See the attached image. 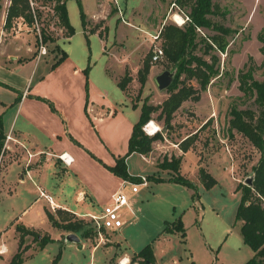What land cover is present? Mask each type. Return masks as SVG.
<instances>
[{
    "label": "rangeland",
    "instance_id": "374dc122",
    "mask_svg": "<svg viewBox=\"0 0 264 264\" xmlns=\"http://www.w3.org/2000/svg\"><path fill=\"white\" fill-rule=\"evenodd\" d=\"M213 1L219 5L222 12L226 13V16L211 19L234 30L228 38L227 52L225 54L216 53L221 59L220 74L212 80L207 91L200 93L199 101L188 100L182 104L174 115L172 130L169 134L165 131L164 122L157 119L159 112L152 115L151 121L161 127L164 140L156 141L153 144V150L147 155H142L144 159L152 164L155 163L156 166L165 158L180 157L183 152L179 144L199 131L192 150L182 160L181 175L191 182L204 185L199 173L200 169H203L218 181L214 188L200 191L201 201L205 208L203 218L198 220L201 209L198 213L188 206L191 203L189 189L176 187L177 185L171 187L160 185L157 189H152L154 194H148L152 191L148 193L144 191L145 218L140 219L138 215L135 219V216L124 208L121 214L126 225L116 233H113L102 221V227L99 229L90 219H81L74 214L60 213V211L53 212L57 221L48 218L49 230H62L57 222L73 216L85 223V229L77 233L80 237L83 238L85 230H91L90 237L83 239H90L89 242L94 244L102 241L104 247L114 246L118 255H121L122 250H118L116 243L110 242L111 240L119 243L123 241V247L127 248L126 253L132 255L133 252H139L158 237L163 231L160 228L163 227L162 221H174L175 217L186 211L182 219L187 232L186 242L184 243L178 235L170 236V244L158 251L157 264H173L174 260L179 264H245L254 256V252L243 242L241 225L236 223L235 216L241 199V192L237 189L240 185H246L247 179L253 178V168L257 165L260 154L247 138L237 131L230 130V112L233 107L239 110L250 109L257 115L260 112L255 97L245 95L240 90L238 76L245 67L254 65L255 79L264 80V55L261 52L264 47L261 42V38H264V0ZM82 2L84 12L87 14L86 31L88 33L85 35L83 31L77 0H67L70 20L76 31L70 42H67L64 38V29L58 25V19L53 17V5L46 6L42 2H37L36 8L43 13L42 21L38 22L39 31L36 25L30 27L25 21H14L13 27L7 29L5 26L11 0H1L0 46H5L10 55L19 57L20 62L8 61L13 74L7 76L2 73L0 75L1 78L11 83L13 81L20 83L21 87L26 85V79L30 77L28 91L31 99L29 100L47 105L53 114L57 111L61 113L59 105H63L66 101V112L76 116L75 105L79 94L81 95V102L84 101L83 115L91 128L89 127V132L83 129L80 131L90 150H84L86 155L80 157V160L74 151L67 150V148H62V151L71 153L88 173L90 181L97 184L107 181L106 173L116 178L117 176L109 168L116 165V159L126 157L129 153V139L135 124L130 121L126 122L120 109L131 112L130 106L136 105L141 110L146 98H149V104L160 105L170 97L167 91L158 89L156 78L165 71L175 72L174 67L165 55L158 61L154 60V55L157 49H161L164 54L163 40L160 37L164 27L176 25L183 28L189 22V18L186 15L188 10L180 9L175 5V0H84ZM95 12L98 13L94 14ZM175 16H180L184 23L178 24ZM43 28H46L47 34L57 41L44 44L40 37ZM198 33L201 36L215 34L200 29ZM95 34H98L104 42L102 43L99 36ZM38 40H40L39 43ZM57 44L67 51L76 63L59 65L52 69V64L61 55V52L56 50ZM42 46L46 49L45 54H41ZM196 54L204 55L199 50ZM108 57L114 60L120 59L118 66L113 63L110 65L111 74H116L120 82L128 73L132 82L124 91L127 99L113 85L104 87H107V91L118 105L123 103L128 104L129 107L111 108V115L104 117L98 124L96 108L92 111L93 105H104L106 110L110 106L101 102L103 93L94 87L89 80V74L92 72L95 79L103 80L106 77L105 67L108 65ZM204 58L210 61L209 56H204ZM27 60L29 62L22 63ZM145 64L149 65V71L146 75V84L142 88L138 74L144 69ZM89 66L91 71H87ZM75 68H79L78 73H75ZM180 80H184V76ZM65 85L68 86L64 87ZM188 85L199 89L196 81L188 82ZM0 86V101L14 102L17 97L13 91L2 84ZM105 101L108 102L107 97ZM8 116L4 115L6 120ZM207 122L208 124L203 128ZM6 152L9 154L3 152L0 157V182L11 156L16 157L22 164L25 163L23 155H16V150L10 145L6 148ZM128 159H130V167L133 171L149 168L138 156L130 155L126 162ZM173 176V173L164 171L150 179L167 180ZM146 179L148 181V178ZM113 186L116 189L119 183L105 185L100 190L101 214L109 211L112 200L104 193H107ZM180 190H184L183 193ZM3 193L2 191L0 198V228L5 227L10 221V214L8 215L6 211L10 202ZM171 205L177 207L176 216L172 214ZM198 206L201 207V205ZM13 226L16 229V224ZM32 232L33 235L24 236V243L21 246L24 258L38 252L40 249L38 239L51 238L49 231L43 229ZM58 237L56 230L53 238ZM163 237L166 238L164 235ZM17 238L19 250L20 234L18 232ZM103 249H100L95 256L91 255L92 250L89 247L84 250L74 249L70 253L68 251L65 253L62 249L64 256L62 254L59 264H109L105 263L107 253H105L106 249ZM60 250L57 242L51 243L44 252L35 254L36 257L27 264H52ZM132 258L133 256L130 257V264H141L138 260L133 262ZM110 264L119 263L112 259Z\"/></svg>",
    "mask_w": 264,
    "mask_h": 264
},
{
    "label": "crops",
    "instance_id": "0c3cea01",
    "mask_svg": "<svg viewBox=\"0 0 264 264\" xmlns=\"http://www.w3.org/2000/svg\"><path fill=\"white\" fill-rule=\"evenodd\" d=\"M67 9L70 18V11L68 6ZM96 13L98 12H95L94 14ZM83 31L84 34L87 35L88 32L86 33L84 28ZM95 35L99 36L98 34ZM99 38L101 39L100 36ZM70 39H66V41L70 42ZM101 41L102 43L104 42L102 39ZM65 52L67 53V51ZM8 61L20 62L19 57L10 55L9 52L6 51L5 46H0V74H7V76L13 74V71H11L7 63ZM27 62L29 61L27 60L22 63ZM68 63H76L75 59L72 58L69 54L67 59L61 65H67ZM112 63L115 66H118L120 64V59L114 60L108 57V65L105 67L106 77H104L103 80L95 79L92 76V72H90L89 74V80H91L94 87H97L103 93L101 102L106 103L110 106L106 110L104 105H93L92 111L96 108L95 114L98 117V124L104 117L111 115V108L116 106H126L127 108L129 107L128 104L125 105L123 103H119V106L115 99H113V97H111L110 93L107 91V87H104H110V85H113V87H116L122 94L125 95V92H123L118 87L119 78L116 74H111V72L109 71L110 65H112ZM78 69L79 68L74 69L75 73H78ZM29 82L30 77L26 79V85H24V87H21L20 83H16L14 81L13 83H11L6 79L1 78L0 75V84L12 90L14 95L17 97L16 100L11 103L0 101V116H2L3 119V127L5 133L7 135L11 133L12 137L16 140L15 142L10 141L8 145H10L12 149L16 150V155L22 154L25 159V163L22 164L16 157L14 158L13 156H11V158L8 159V163L5 167L3 175L1 176L0 198L1 192L3 191V195L6 196L10 202V206L6 210L7 214H10V221L5 225V227L0 228V264H10L18 250V238L16 229L13 226L14 224H16V226L18 224H21L32 231H40L42 229L44 231H49L52 239L51 243L57 242L60 245L61 250L64 249L63 252L65 253L67 251L68 253H70L74 249L84 250L89 247L92 250L91 255L95 256L100 249L104 248L103 250L106 249L105 253H107L105 256V263L110 264L112 259H115L119 264L122 260H128V262H130V257L134 254H137L138 252L135 251L132 255L127 254V248L125 246L123 247V241L119 243L111 240L110 242L116 243L118 250H122L121 255H118V252H116L117 249L114 246L104 247L102 246L104 245L102 241L95 242V244L90 243V239L85 240L80 237V235L74 233L79 238L80 243L77 244L75 242H69L67 241L66 237L72 233H67L59 229L49 230L47 226L49 221L47 212H50L52 214L53 212L56 213L57 211L68 212L76 215L81 219L86 220H92L91 218L94 216H101L102 208L100 207V190L105 187V185L109 186L111 184L113 185V183H119L120 187L117 186L115 189V187L113 186L112 189H110L107 193H104V195L112 200V195L114 193L119 190H123L127 194L129 199V206L125 208H127L126 210L128 213L135 216V219L138 218V215H140V219L145 218V201L143 198V196L145 195L144 191H147L148 193L152 191V189H157V187L160 185L167 187L177 185L176 187H182V189L183 187H185L189 189L191 191V203L188 206L196 210L198 213L200 212L199 209H201L198 220L200 218H203V212L205 208L201 201L200 191H202L203 189H208L203 184L198 185L196 182L192 181L195 184L199 195V200L194 201L193 195L195 191L189 187L169 182L156 183L152 181L150 177L155 175L157 176L159 175V173H164V171L159 169L158 166L155 165V163L152 164L151 162H148L142 155L138 153H134L131 156L140 157L144 164L148 165L149 168L133 171L130 167V159H128V172L131 176L138 178L139 180H141L142 177L148 178L146 185L140 183L138 186H136L132 183H129L128 181H125L119 177L115 178L111 174L107 173V181L97 184L92 183L89 179L88 173L84 170L80 163L78 164V160H76L68 151H62V148H67V150L74 151L75 153H77L80 160V157H84L86 155L83 151L86 149L90 150L89 146L86 145V141L82 135V131H80V129H83L89 132L91 128L87 122V119L83 115L84 101L81 102V95L79 94V98H77V102L75 105L76 116L69 115L66 112V101H64L63 105H59V107L61 106L59 108L61 110V113L57 111V113L53 114L47 105L35 100H29L31 99L29 98L31 95L28 91ZM67 86L68 85H65L64 87ZM125 96L127 99V95ZM18 97L21 98L19 102L17 101ZM106 97L108 99V102L105 101ZM55 104L56 106H58L57 103ZM130 107L132 109L131 112L130 110L126 111V109L120 110L122 111L126 122L130 121L132 124H136L141 115L140 107L136 109L133 106ZM5 114L6 116L9 115L7 120L4 117ZM56 114L59 116H57ZM64 153H67L74 159V162L70 166H66L59 158V156ZM5 154H9V152H5ZM186 154H182V160L184 159ZM134 188H136L137 190L134 191ZM180 191L181 193H183L184 190ZM41 193H44L45 196L50 198L52 205L49 200L45 198ZM148 194H154V191ZM147 202H149V200H147ZM19 205L22 206L19 208ZM198 205H201V207ZM171 210L173 212V216H176V214H178L177 207L175 205L171 207ZM185 213L186 211L181 213V215L179 214L180 216L175 217V220H177L179 217L183 219ZM174 221L164 220L162 221L163 227L161 226L160 228L163 230L166 222ZM130 224H132V222H130ZM125 225L126 222L124 221V225L121 228L112 230V232H118ZM56 230L58 231L59 237L53 238V233ZM165 237L166 238L163 237L161 232L158 237L155 238L152 243H150L153 245L156 264L158 251L162 247H167V245H169L171 242L170 236ZM183 242L185 243L186 240H183ZM49 244L43 250H38V252H36L35 254L44 252ZM35 254L30 257H26L23 264H27L29 261L34 259L36 257ZM62 254L64 256V253ZM61 259L59 263L61 262ZM173 264L179 263L174 260Z\"/></svg>",
    "mask_w": 264,
    "mask_h": 264
},
{
    "label": "trees",
    "instance_id": "16d2710c",
    "mask_svg": "<svg viewBox=\"0 0 264 264\" xmlns=\"http://www.w3.org/2000/svg\"><path fill=\"white\" fill-rule=\"evenodd\" d=\"M1 2V0H0ZM31 2L37 4L42 2L46 6L53 5V17L59 21V26L64 30V38L70 39L75 35V28L72 26L67 9V0H11L6 19V28L13 27L14 21L23 20L30 27L35 25L34 12L31 7ZM82 19L83 28L86 31V14L83 9L81 0H77ZM175 5L180 9H187L186 15L189 22L183 28L176 25H166L161 33L163 40V50L165 58L174 67L175 80L171 87L166 90L170 97L160 105L149 104L148 99L144 101L141 107V115L138 122L134 125L131 137L129 139V153L128 156L138 153L140 155H147L153 150V144L156 141H163V133H156L149 137L143 132V127L152 120V115L159 112L158 120L164 122L165 131L169 134L172 130V122L175 113L181 108L182 104L188 100L199 101L200 93L207 91L212 80L220 74V57L216 53L225 54L229 47L228 38L234 33V30L228 28L222 23L213 21L212 17L221 16L225 18L226 13L221 11L218 4L213 0H175ZM1 8V7H0ZM35 16L38 22L43 19V13L35 7ZM208 30L214 32V35L201 36L198 30ZM42 42L48 44L56 42L47 34L46 28L42 29ZM40 40H38V43ZM264 44V38H261ZM56 50L61 52V55L56 58L52 64V69L61 65L68 57V54L57 44ZM202 51L203 56L196 54L197 51ZM264 55V47L261 49ZM204 56H209L210 61L206 60ZM252 60V59H250ZM90 71V66L87 68ZM149 71V65L145 64L143 70L139 71L138 80L142 86L146 84V75ZM255 67H245L238 76L240 83V90L245 95L255 97V102L259 107V115L253 110H239L236 107L231 109L230 115V130L237 131L242 134L252 146L259 152L260 158L256 166H254V176L252 186L240 185L237 191L241 192V199L236 212V223L241 225V235L243 242L253 252L254 256L245 264H264V80L258 81L254 77ZM184 76V80H180ZM196 81L199 89H195L188 82ZM132 82V78L128 73L120 80L118 87L124 92L128 85ZM21 100L18 97L17 101ZM138 106L134 105L136 109ZM54 108V107H53ZM52 108V109H53ZM54 110V109H53ZM208 122L203 126V128ZM164 131V132H165ZM199 132V131H198ZM198 132L190 137H187L179 144L180 150L186 154L192 150L197 140ZM7 134L3 127V119L0 116V157L5 153L4 145ZM116 159V165L110 167L109 170L117 177L135 184H140L141 180L131 176L128 172L127 157ZM182 157L165 158L158 168L162 171L173 173L174 176L170 179L153 178L152 181L156 183H175L189 187L195 191L193 200L198 201L199 195L195 184L183 175H181ZM204 186L210 190L217 181L208 174L205 170L199 171ZM62 213V212H60ZM49 220L57 221L54 215L47 212ZM60 228L67 233H79L85 229L83 220H78L72 217H67L57 222ZM172 224V226H171ZM16 231L20 234L19 242L20 249L13 257L10 264H23L25 258L23 256L22 245L24 243V236L33 235V232L27 230L25 226L18 224ZM91 230H85L83 238H89ZM164 236L179 235L184 241L187 237V232L184 227L182 218L179 217L174 222H166L162 231ZM39 237V236H38ZM38 237L36 239H38ZM39 250H43L52 239L43 237L38 239ZM62 257V250L52 261V264H58ZM134 261H140L141 264H156L153 245L149 244L144 247L137 254L133 255Z\"/></svg>",
    "mask_w": 264,
    "mask_h": 264
},
{
    "label": "built area",
    "instance_id": "2783aa9c",
    "mask_svg": "<svg viewBox=\"0 0 264 264\" xmlns=\"http://www.w3.org/2000/svg\"><path fill=\"white\" fill-rule=\"evenodd\" d=\"M31 7H32L33 12H34L35 25H36V27H37V29L39 31L40 30L39 23H38V20L36 19L35 11H34V9L36 7V4L31 2ZM19 21H23V20H18L17 22H19ZM40 37H41V35H40ZM45 53H46V49H45L44 46H42L41 47V54H45ZM163 55H164L163 51L161 49H157L156 52H155V55H154V60L158 61ZM154 124H156L154 121H149L145 125L144 132L147 135L154 136L156 133L162 132L161 127L159 125H157V124H156L157 126L154 127L153 126ZM10 141H12V142L16 141L12 137L11 133L6 136V140H5V145H4V150L3 151H6V148H8V144H9ZM59 158L62 160V162L66 166H70L74 162V159L71 156H69L67 153H64V154L60 155ZM129 183H131V182H129ZM125 184H127V183H125ZM132 184H134L136 186L139 185V184H135V183H132ZM141 184H143V185L147 184V179L145 177L141 178ZM123 186H124V184H123ZM133 190L136 191L137 189L134 188ZM41 194L45 198H47L49 200V202L51 203V205H52V202H51L50 198L45 196L44 193H41ZM128 206H129V199H128L127 194L123 190H119V191H117L116 193H114L112 195V204H111V206L109 208V211L107 213H105V214H102L99 217H97V216L95 217L94 216L91 219L94 222V225H96L99 229L102 227L101 226V221H102V223L106 227H109L111 230H117V229L121 228L124 225V221L122 220L121 212H122V210L125 207H128ZM120 264H123V260L120 262ZM128 264H130V262H128Z\"/></svg>",
    "mask_w": 264,
    "mask_h": 264
},
{
    "label": "water",
    "instance_id": "95a60500",
    "mask_svg": "<svg viewBox=\"0 0 264 264\" xmlns=\"http://www.w3.org/2000/svg\"><path fill=\"white\" fill-rule=\"evenodd\" d=\"M175 73L176 72L165 71L156 78V83L160 91H166L171 87L175 80ZM245 184L252 186L253 178L247 179ZM66 239L69 242H75L77 244L80 243L79 238L74 233L68 235Z\"/></svg>",
    "mask_w": 264,
    "mask_h": 264
},
{
    "label": "bare ground",
    "instance_id": "6f19581e",
    "mask_svg": "<svg viewBox=\"0 0 264 264\" xmlns=\"http://www.w3.org/2000/svg\"><path fill=\"white\" fill-rule=\"evenodd\" d=\"M175 21L178 24H183L184 23L183 19L180 16H175ZM153 126L156 127L157 125L154 124ZM123 264H128V260H123Z\"/></svg>",
    "mask_w": 264,
    "mask_h": 264
}]
</instances>
